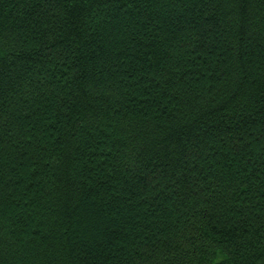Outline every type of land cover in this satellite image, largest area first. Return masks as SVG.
Returning <instances> with one entry per match:
<instances>
[{"label": "trees", "instance_id": "16d2710c", "mask_svg": "<svg viewBox=\"0 0 264 264\" xmlns=\"http://www.w3.org/2000/svg\"><path fill=\"white\" fill-rule=\"evenodd\" d=\"M0 264H264V0H0Z\"/></svg>", "mask_w": 264, "mask_h": 264}]
</instances>
